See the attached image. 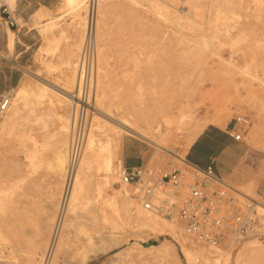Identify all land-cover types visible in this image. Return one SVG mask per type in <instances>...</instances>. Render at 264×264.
Segmentation results:
<instances>
[{
	"label": "rangeland",
	"instance_id": "374dc122",
	"mask_svg": "<svg viewBox=\"0 0 264 264\" xmlns=\"http://www.w3.org/2000/svg\"><path fill=\"white\" fill-rule=\"evenodd\" d=\"M136 1L139 4H134L131 0H110L107 3L100 2L99 8L100 16L102 11H107L105 20L101 23L102 42L97 44L98 68L104 70L99 71L104 77V90L109 94L106 107L114 110L116 106H123L126 115H131L129 118H133L131 120L137 126L151 130L150 140L125 136L120 150V156L124 159L123 165H126V148L130 147L129 157L141 161L149 169L182 167L183 163L178 156L183 159L187 157L185 143L194 128L189 117L181 119L183 115L207 118L222 129H227L236 115L247 116L251 124L243 128L244 137L240 142L245 156L235 168L234 174L224 181L264 205V0ZM159 7H166L173 14L168 20L170 22L159 15L164 12ZM67 8L63 1L58 8L51 10L50 16H65L51 34L52 41L44 38L39 30H33L39 42L31 52L32 58L28 65L5 66L6 71L19 70L20 79L14 87H18L24 79L34 81L27 75V71L39 74L40 78L42 76L54 80L56 84L61 81L64 83L61 79L71 75L67 62L72 56L71 53L68 56L67 51L75 45L72 47L74 51L70 52L78 53L75 58L78 63L83 43L80 45L79 38L72 39L74 29L79 28ZM131 10L142 18H132ZM180 15L184 21L180 19ZM178 21H182L181 24ZM20 24L32 29L33 17L29 24L24 21ZM83 33L82 30V35ZM56 37L60 38L58 45ZM101 46L104 48L99 53ZM40 49L45 52H38ZM46 61L54 67L53 71L44 64ZM77 70L78 67L76 77ZM141 85L143 94L142 103L139 104L135 96ZM14 87L8 91L12 99ZM75 89L76 86L74 91ZM48 110L49 108L46 109L47 112ZM170 115L173 119L167 124L164 118ZM60 129V120L48 115L43 123L21 126L20 132L0 143V179L4 181L2 185H12L20 179L22 182L19 183L13 206V209L17 207L16 212L14 211L17 215L16 233L9 237L16 252L17 264L22 261L24 263L28 253L42 245L43 241L42 253L45 255L47 251L66 176H59L54 167L48 166L49 162L55 163ZM19 134L32 137V146L37 144L38 169L35 170L25 162L24 149L18 143ZM170 149H173V155L165 152ZM12 165L16 167L13 168ZM8 179L10 184L6 182ZM23 179L25 180L22 181ZM130 190L132 191L131 187ZM92 195L96 193L92 192ZM98 208L94 204L86 217H80L85 224L72 234L69 246L70 252L73 250L71 254H74V258L70 261L71 264H181L177 263L172 252L145 249L142 245L131 246L127 242L131 239H141L143 242L160 239L157 233L136 232L126 226L131 214L123 210L114 212L106 206L102 213L111 220L109 224L98 213ZM2 217L0 214V225ZM47 222L50 224L46 235ZM176 223L181 228V224ZM114 224L117 226L113 227ZM178 230L182 231L179 228ZM110 231L120 237L117 245L106 243V234H102ZM89 236L96 239L99 250L88 252V255L86 253L87 259L83 261L80 253ZM252 240L255 239L249 241ZM193 242L191 238H187L189 248L197 246ZM7 243L5 244L0 235L2 264L12 263V260L4 259L5 252L8 251ZM104 243L106 248H102ZM241 246L242 244L233 247L238 249ZM176 248L180 250L178 244ZM221 248H226V245Z\"/></svg>",
	"mask_w": 264,
	"mask_h": 264
},
{
	"label": "bare ground",
	"instance_id": "6f19581e",
	"mask_svg": "<svg viewBox=\"0 0 264 264\" xmlns=\"http://www.w3.org/2000/svg\"><path fill=\"white\" fill-rule=\"evenodd\" d=\"M63 1L65 3V6L68 7L67 9L70 10L69 15L73 14L74 21H76V25L79 28V29L76 28L74 29V35L72 36V39L75 40L76 38H79L80 45H82V43L84 42V33L82 35V30L84 31L85 28V22H86L85 13L88 10L87 0H63ZM101 2L107 3L110 2V0H101ZM131 2L134 4H139V2L137 3L136 0H131ZM6 4L10 6L12 11L15 10L16 0H6ZM1 5L2 3H0V6ZM99 8H98V18L100 16ZM159 8L162 9L161 7ZM152 9L154 10V8ZM162 10L164 12L162 14L158 12L159 15L163 16L168 21L170 17L173 16V14H171V12L166 7ZM106 13L107 11L104 12L102 11V15L100 16L101 17L100 25L98 24L99 20H97V29H96V36L98 40L97 44L102 42L101 38H102L103 28L101 26V23L104 22ZM50 14H51L50 9H47L45 7H41L40 9H38L32 16L34 27L31 30H35V29L39 30L44 36V38L48 39L49 41H52L51 34H53L54 30L58 27L60 21L65 16L62 15L50 16ZM130 16L132 18H137V19L142 18L141 16L135 15V12L132 10L130 11ZM161 16H157V17H161ZM180 19L182 20L183 16L180 15ZM22 22L23 20L19 21V23ZM220 25L221 23H219V26ZM196 27L200 28V26H196ZM7 32H8L9 48L12 52H14L15 44H16V34L10 28L7 30ZM200 40H202V37L200 38ZM56 42L57 45L60 43L59 37H56ZM76 45L79 46V44ZM73 46L75 45L73 44ZM73 46H71V49H68V51L66 50L68 52V56L70 55V53L72 56L71 60H68L67 62V64L70 65L69 69L71 75L67 76V78L61 79L64 80V83L62 81L61 82L59 81L60 84H56L54 83V80L51 81L48 80L47 78H42V76L40 78L39 74L30 73L29 71H27V75L32 77L34 81L24 79L21 81V84L18 87H14L12 89V92H14V97L11 101L7 113L4 115L0 123V143H1L14 136L16 132L18 133L21 126L29 127L31 123H34L35 125L41 124L45 121L48 115L53 116L58 120H60L61 122V129L59 132L60 141L58 142L59 147H57V149L59 148V150L57 151L56 157L54 159L55 163L49 162L48 166L50 168L54 167L55 169L54 171H56L58 175L61 177H63L66 174L67 163H68V149H69L70 135H71V105L69 102L68 95L69 93H72L74 91L75 86L77 89L79 84V64L76 63V59H75L78 53L76 54L72 53L74 51L72 49ZM103 48L104 46L103 47L101 46L99 48V53H102ZM44 50H46V48ZM70 50L73 51L70 52ZM40 51H42V49H40L38 52ZM42 60L44 61V59ZM44 64L47 66V68L50 71H53L54 67L50 64H47V61L44 62ZM77 67H78L77 70L78 77H76ZM98 67L99 66L97 65L96 98H95L96 99L95 103L97 108L96 111L94 112L95 116L93 115L91 119V124L88 128L86 147L82 161L80 163L77 172L75 183L68 195L65 220L57 243L56 253L54 255L52 264L72 263L70 261H72V259L74 258V254H71L73 250L70 252L71 249L69 246L72 234L74 230L76 231L85 224L84 221L80 220V217H86L89 214L88 212L89 209L93 207L94 204H96L97 207H99L98 213L102 214V217L104 218L105 222L109 224L111 223L110 222L111 220L106 214L103 215L102 213L103 209H105L106 206L113 209L114 212H118V211L120 212L123 210L125 211V213L131 214L130 215L131 219L130 221L128 220L129 222L128 225L126 226H128L130 229L136 232L150 231L153 233H157L160 239L155 241L149 240L147 242H145L146 240L143 242L141 239H137V240L131 239L127 242L131 246L142 245L143 247H145V249H150V250L156 249L157 251L160 252L161 251H165L169 253L172 252V255L176 256L177 263L182 264L185 261L186 264H232V263L233 264H264V242H259L258 240H252V241L247 240L243 242L242 246L238 249H235L233 245L230 243L226 244V248H221V247L208 248L193 242L197 246L193 248H189L187 246V238L189 239V237L183 232L182 228H180V226L176 222L168 221L166 219L148 213L144 211L141 205L136 202L135 198L131 193L129 186L126 183H124L119 177V168L124 166L123 165L124 159L122 160V157L120 156V150L123 147L125 136H134V137L138 136L148 139L151 130L148 127L144 129L137 126L131 120L133 118H129L131 115L129 117L126 115L123 106L121 107L116 106L114 110L106 107V100H108L109 94L106 92V90H104V82L102 80L104 77L100 72L102 70H100V68ZM104 73L106 74V72ZM42 74L44 73L42 72ZM76 78H77V83H76ZM142 85L135 96V99L137 100V102H139V104L142 103V94H143ZM48 108L49 110L47 112L46 109ZM187 117L190 118L192 124L194 125V128H193V132L188 136L186 140L185 153L186 152L188 153L191 146L199 138V136H201V134L205 131V129L209 125L213 124L212 120L191 114L188 116L183 115L181 119H185ZM172 119L173 117L172 115H170L164 118V121H166L167 124H170L172 122ZM18 141H19L18 143L24 149L25 162H27L29 166H33L35 170L38 169L39 165L36 162V160H38L37 159L38 149L36 146L37 144L35 146H32L33 145V144L31 145L32 137H29L28 135L24 137L23 135L19 134ZM156 145L160 147L158 143H156ZM13 147L11 149H13ZM178 157L180 158L181 156ZM12 166L13 168L16 167V165H12ZM24 180L25 179H23L22 181ZM9 181L10 179L6 180V182ZM3 182L4 181L0 179V214L3 216L2 224L0 225V235L5 241V244L9 242L7 243L8 247L6 248L8 249V251L5 252L6 256H4V259L12 260L11 264H17L16 252L14 247L12 246V243L10 244L11 240L9 237L16 233L17 220L15 216L17 215H15L14 211L16 212L15 208L17 207H15L14 210L13 206L15 204L14 198L17 195L20 187L19 183L22 182L20 179L16 181V183L6 186L2 185ZM62 190L64 192V188ZM92 192H95L96 195H92ZM257 203L260 214L264 216V205H262L260 202ZM49 224L50 222H47V228L45 232L46 235L48 234ZM116 226H117L116 224L113 225V227ZM177 227L182 231L178 230ZM159 231L162 233L159 234L158 233ZM105 234L108 241L106 242L107 244L117 245L118 241L120 240V237H118V235L115 236V234L112 231L108 233H104L102 235ZM44 237L45 235L43 236V238ZM95 240L96 239H94L93 236H89L88 241L84 244L85 246L83 247L84 248L83 251L81 253L79 252L80 254L83 255L82 258L83 261L87 259V255L89 254L88 252L99 250L98 249L99 247L96 246ZM43 244L44 241L42 242V245L38 246L36 249L28 253L27 260H24L25 261L24 263L22 261L21 264H42V261L45 256L44 253H42ZM176 244L180 246L179 251L176 248ZM102 245L100 244V247L102 246V248L103 247L106 248L105 243ZM74 252L76 253V251ZM25 254L27 253L25 252Z\"/></svg>",
	"mask_w": 264,
	"mask_h": 264
},
{
	"label": "built area",
	"instance_id": "2783aa9c",
	"mask_svg": "<svg viewBox=\"0 0 264 264\" xmlns=\"http://www.w3.org/2000/svg\"><path fill=\"white\" fill-rule=\"evenodd\" d=\"M101 0H87L88 10L84 42L79 59L78 88L69 93L71 105V138L68 163L57 219L42 264H52L66 215L68 195L82 161L88 128L96 110V79L98 65L97 20ZM8 7H5L7 11ZM10 27L19 24L8 13ZM12 97H0V123L7 113ZM251 124L247 116L236 115L228 127V135L243 141L244 127ZM171 155L173 150H165ZM182 167L149 169L147 165L123 166L120 179L132 188V195L142 209L160 218L181 224L183 232L195 243L217 248L227 243L239 246L251 239L264 241V216L258 203L229 186L215 171L212 161L207 167L181 158Z\"/></svg>",
	"mask_w": 264,
	"mask_h": 264
},
{
	"label": "crops",
	"instance_id": "0c3cea01",
	"mask_svg": "<svg viewBox=\"0 0 264 264\" xmlns=\"http://www.w3.org/2000/svg\"><path fill=\"white\" fill-rule=\"evenodd\" d=\"M62 2L63 0H16L15 10L12 11L10 6L6 4V0H0L2 3L0 8V96L7 93L20 79L18 69L6 71L5 66L28 65V61L32 58L31 52L39 42L33 30L21 25L19 21L23 20L29 24L38 9L45 7L53 10L58 8ZM6 6L8 7L7 11H5ZM8 13L19 24L18 27L8 25ZM6 27L16 34L14 52L9 48L8 29ZM228 127L222 129L218 125H209L194 142L187 154V159L200 168L207 167L213 161L216 174L223 180L234 174L235 168L245 156L243 145L228 135ZM129 148H126L125 166L144 165L141 161L129 157Z\"/></svg>",
	"mask_w": 264,
	"mask_h": 264
}]
</instances>
